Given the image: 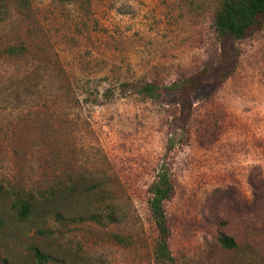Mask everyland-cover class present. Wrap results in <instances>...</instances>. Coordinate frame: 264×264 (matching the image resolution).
<instances>
[{
    "label": "rangeland",
    "instance_id": "obj_1",
    "mask_svg": "<svg viewBox=\"0 0 264 264\" xmlns=\"http://www.w3.org/2000/svg\"><path fill=\"white\" fill-rule=\"evenodd\" d=\"M220 1L0 0V264H264V29L226 46ZM225 50L232 73L191 103L138 93ZM162 170L173 262L154 253ZM96 193L115 221L91 219Z\"/></svg>",
    "mask_w": 264,
    "mask_h": 264
},
{
    "label": "trees",
    "instance_id": "obj_2",
    "mask_svg": "<svg viewBox=\"0 0 264 264\" xmlns=\"http://www.w3.org/2000/svg\"><path fill=\"white\" fill-rule=\"evenodd\" d=\"M213 27L217 37L226 46L234 41L244 39L253 32L262 31L264 29V0H221L214 15ZM19 50L11 47L8 49V53L15 54ZM229 53L225 50L221 57L222 62H217L214 68L205 67L196 74L183 77L171 85H165L158 81L146 82L138 89V93L147 98L162 100L166 92L169 91L175 99H179L182 105L191 103L193 95L202 91L206 82L211 80L210 78L214 79L217 84H221L232 73L233 69L229 67L231 66ZM96 187L100 189L99 184L94 186V189ZM150 193L149 206L158 230V240L154 253L156 259L160 262H173L170 248L171 230L167 220L165 202L171 199L174 193V184L166 170L159 172L157 179L150 187ZM101 194L98 197V193H96V198L106 200L108 205L105 210L102 209L99 213H93L91 219L98 222H113L118 212L115 206L107 200L108 195ZM15 206L19 208L22 216H27L30 212L28 201L16 202ZM114 238L122 244H128L129 242L127 237L119 234H115ZM220 239L226 247L235 246V240L232 236L225 235ZM34 250L37 264H47L49 262L50 256L48 254L38 248Z\"/></svg>",
    "mask_w": 264,
    "mask_h": 264
}]
</instances>
